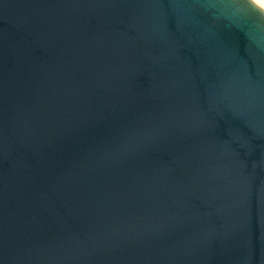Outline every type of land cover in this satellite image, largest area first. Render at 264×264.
<instances>
[{
  "label": "water",
  "instance_id": "95a60500",
  "mask_svg": "<svg viewBox=\"0 0 264 264\" xmlns=\"http://www.w3.org/2000/svg\"><path fill=\"white\" fill-rule=\"evenodd\" d=\"M0 264H264V10L0 0Z\"/></svg>",
  "mask_w": 264,
  "mask_h": 264
},
{
  "label": "rangeland",
  "instance_id": "374dc122",
  "mask_svg": "<svg viewBox=\"0 0 264 264\" xmlns=\"http://www.w3.org/2000/svg\"><path fill=\"white\" fill-rule=\"evenodd\" d=\"M255 2H256L259 6H261V7L264 8V0H255Z\"/></svg>",
  "mask_w": 264,
  "mask_h": 264
},
{
  "label": "bare ground",
  "instance_id": "6f19581e",
  "mask_svg": "<svg viewBox=\"0 0 264 264\" xmlns=\"http://www.w3.org/2000/svg\"><path fill=\"white\" fill-rule=\"evenodd\" d=\"M257 6H259L256 2H255V0H252ZM261 9H263L264 10V8L263 7H261V6H259Z\"/></svg>",
  "mask_w": 264,
  "mask_h": 264
}]
</instances>
